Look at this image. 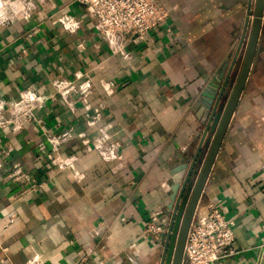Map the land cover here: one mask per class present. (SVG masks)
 I'll use <instances>...</instances> for the list:
<instances>
[{
    "label": "crops",
    "instance_id": "obj_1",
    "mask_svg": "<svg viewBox=\"0 0 264 264\" xmlns=\"http://www.w3.org/2000/svg\"><path fill=\"white\" fill-rule=\"evenodd\" d=\"M81 1L0 0V264H161L172 174L207 154L201 94L238 76L254 10L156 0L169 16L141 38ZM211 205L235 223L217 264H264V20L196 217Z\"/></svg>",
    "mask_w": 264,
    "mask_h": 264
},
{
    "label": "water",
    "instance_id": "obj_2",
    "mask_svg": "<svg viewBox=\"0 0 264 264\" xmlns=\"http://www.w3.org/2000/svg\"><path fill=\"white\" fill-rule=\"evenodd\" d=\"M263 20L264 0H254L250 29L248 32L247 25L241 40L240 50H242L247 37V45L238 76L233 75L232 77L233 66V69L229 72L228 81L224 85L223 90L221 88L222 91H220V86L222 85L218 77L222 76V67L216 76L206 85L201 94L200 112H204V119L206 114L210 115L207 122V133L209 137L205 142L207 154L204 161H202L204 156L202 152L201 157L195 159L193 165L188 166L183 162V165L175 172H186L185 176L175 177L172 174L173 187L170 200L174 203L173 216L169 225L168 239L161 264H183L184 262L187 236L191 224L196 217L199 203L216 162L225 134L250 75L262 33ZM231 77L232 79L229 81ZM233 78H236L235 81ZM216 92L219 98H217V95L214 97Z\"/></svg>",
    "mask_w": 264,
    "mask_h": 264
},
{
    "label": "built area",
    "instance_id": "obj_3",
    "mask_svg": "<svg viewBox=\"0 0 264 264\" xmlns=\"http://www.w3.org/2000/svg\"><path fill=\"white\" fill-rule=\"evenodd\" d=\"M82 4L88 0H82ZM93 10L102 35L120 32L143 38L165 23L169 14L156 0H95ZM235 223L214 205L190 227L183 264H217L230 256L235 242ZM160 228L146 223L145 234L157 238Z\"/></svg>",
    "mask_w": 264,
    "mask_h": 264
}]
</instances>
